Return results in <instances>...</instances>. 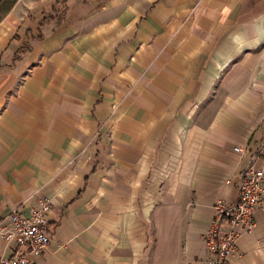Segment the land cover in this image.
<instances>
[{"label": "crops", "instance_id": "obj_1", "mask_svg": "<svg viewBox=\"0 0 264 264\" xmlns=\"http://www.w3.org/2000/svg\"><path fill=\"white\" fill-rule=\"evenodd\" d=\"M250 164L264 0H15L0 20V222L51 201L32 264H208ZM255 216L230 264H264Z\"/></svg>", "mask_w": 264, "mask_h": 264}, {"label": "built area", "instance_id": "obj_2", "mask_svg": "<svg viewBox=\"0 0 264 264\" xmlns=\"http://www.w3.org/2000/svg\"><path fill=\"white\" fill-rule=\"evenodd\" d=\"M239 179L237 200L227 204L219 199L215 203L217 217L203 236L208 264H230L237 253L239 239L257 227V209L264 208V171L250 164ZM50 205V199L41 198L29 215L14 210L9 215V225L0 222V238L9 251L0 255V264H32L48 249Z\"/></svg>", "mask_w": 264, "mask_h": 264}, {"label": "trees", "instance_id": "obj_3", "mask_svg": "<svg viewBox=\"0 0 264 264\" xmlns=\"http://www.w3.org/2000/svg\"><path fill=\"white\" fill-rule=\"evenodd\" d=\"M15 0H12V2H10L9 0H0V7L2 11V13L0 14V20L5 16V14L10 10V8L12 7V5L14 4Z\"/></svg>", "mask_w": 264, "mask_h": 264}, {"label": "rangeland", "instance_id": "obj_4", "mask_svg": "<svg viewBox=\"0 0 264 264\" xmlns=\"http://www.w3.org/2000/svg\"><path fill=\"white\" fill-rule=\"evenodd\" d=\"M10 2H12V0H9ZM2 11H4V10H1V7H0V14L2 13Z\"/></svg>", "mask_w": 264, "mask_h": 264}]
</instances>
